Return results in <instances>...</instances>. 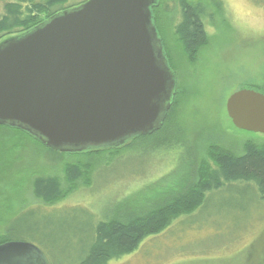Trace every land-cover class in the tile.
Masks as SVG:
<instances>
[{
    "label": "rangeland",
    "instance_id": "374dc122",
    "mask_svg": "<svg viewBox=\"0 0 264 264\" xmlns=\"http://www.w3.org/2000/svg\"><path fill=\"white\" fill-rule=\"evenodd\" d=\"M84 1L67 0L49 12ZM173 1L165 0L168 9ZM201 1L213 17L206 21L208 42L192 63L175 41L167 8L159 13L161 36L156 29L177 92L169 133L132 138L117 151L66 155L64 163L90 166L88 187L80 181L53 206L41 204L31 195L32 177L61 176L62 166H51L53 156L26 134L0 127V236L12 219L14 240L38 247L49 264H77L91 244V230L116 205L127 201L138 204L132 209H151L158 195L166 189L165 197L173 194L175 184L206 161L209 145L234 155L243 153L246 142L264 145V134L236 129L225 109L236 91L264 93V0ZM168 137L174 138L163 144ZM107 264H264V198L241 183L208 193L195 212Z\"/></svg>",
    "mask_w": 264,
    "mask_h": 264
},
{
    "label": "water",
    "instance_id": "95a60500",
    "mask_svg": "<svg viewBox=\"0 0 264 264\" xmlns=\"http://www.w3.org/2000/svg\"><path fill=\"white\" fill-rule=\"evenodd\" d=\"M158 0H87L0 41V126L59 153L118 148L159 130L175 76L153 22ZM226 114L264 134V93L239 90ZM0 264H49L35 245L0 244Z\"/></svg>",
    "mask_w": 264,
    "mask_h": 264
},
{
    "label": "trees",
    "instance_id": "16d2710c",
    "mask_svg": "<svg viewBox=\"0 0 264 264\" xmlns=\"http://www.w3.org/2000/svg\"><path fill=\"white\" fill-rule=\"evenodd\" d=\"M66 1L7 0L3 2L0 11V41L33 29L57 13L49 12L52 7L64 4ZM164 2L165 0H158V5L152 10L153 22L158 32L159 13L167 4ZM173 2L172 8L166 7L171 19L173 36L187 60L192 63L196 60L199 49L208 42L206 21H211L213 14L201 3V0H174ZM43 13L46 16L39 19ZM164 52L168 65L172 69L165 48ZM176 96L175 86L172 104L162 127L149 135L135 138L160 135L170 130L173 125L171 116L176 104ZM13 129L26 134L50 153L53 156L51 166L59 164L62 166L61 176L39 173L31 179V195L44 206H53L75 192L80 181L87 187L91 183L88 176L91 171L90 166L64 163L63 159L66 155L91 156L107 150L117 151L123 147L95 149L81 153H59L46 148L26 132ZM172 139L168 137L162 142L166 144ZM242 148L243 153L241 155H234L223 147L209 145L206 148V161L203 160L195 171L192 170L193 172L188 174L187 179L175 184L176 188L179 186V189L175 190L173 194L169 191V195L165 197L168 193V189H166L163 196L158 195L157 200H154L149 210L132 209L131 207H138V204L130 207L127 201L116 205L113 213L99 221L91 230V244L77 264H107L134 252L146 237L160 234L175 219L192 214L203 204L208 193L219 191L228 185L234 183L251 185L257 195L264 198V145L246 142ZM11 220L5 225L3 235L0 236V244L17 241L13 239L15 231L12 228Z\"/></svg>",
    "mask_w": 264,
    "mask_h": 264
},
{
    "label": "flooded vegetation",
    "instance_id": "af4514ba",
    "mask_svg": "<svg viewBox=\"0 0 264 264\" xmlns=\"http://www.w3.org/2000/svg\"><path fill=\"white\" fill-rule=\"evenodd\" d=\"M69 9H72V8H69ZM65 10H68V9H65ZM62 11H64V10H62ZM62 11H59V12H57V13H60V12H62ZM57 13H55V14H57ZM55 14H53V15H55ZM52 15V16H53ZM51 17V16H50Z\"/></svg>",
    "mask_w": 264,
    "mask_h": 264
}]
</instances>
